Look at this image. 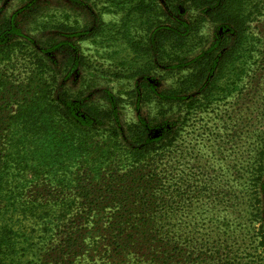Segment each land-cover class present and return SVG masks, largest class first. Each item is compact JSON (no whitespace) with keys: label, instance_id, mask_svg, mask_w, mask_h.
I'll list each match as a JSON object with an SVG mask.
<instances>
[{"label":"rangeland","instance_id":"obj_1","mask_svg":"<svg viewBox=\"0 0 264 264\" xmlns=\"http://www.w3.org/2000/svg\"><path fill=\"white\" fill-rule=\"evenodd\" d=\"M244 14L245 39L233 58L221 57L224 75L192 87L182 83L205 52L221 39L217 57L235 41L189 0H0V20L16 18L56 93L113 113L108 126L123 150L135 129L174 131L154 173L167 182L162 201L173 205L158 214L188 217L202 250L252 263L264 261V0H248ZM179 23L188 26L180 48L159 36ZM51 39L55 48H47ZM120 190L128 202L143 197L135 185Z\"/></svg>","mask_w":264,"mask_h":264},{"label":"trees","instance_id":"obj_2","mask_svg":"<svg viewBox=\"0 0 264 264\" xmlns=\"http://www.w3.org/2000/svg\"><path fill=\"white\" fill-rule=\"evenodd\" d=\"M189 1L235 41L215 57L219 39L201 58L199 72L182 83L199 87L205 77H213L211 83L220 79L225 69L221 57L228 53L233 58L242 46L248 0ZM187 31L179 23L159 36L169 35L180 48ZM21 38L16 18L3 17L0 264H264L261 256L244 263L221 249L208 253L191 239L188 217L158 214L159 206L173 205L162 201L167 182L154 173L169 152L174 131L135 129L123 150L119 131L109 128L113 113L66 90L56 93L44 62L32 63L33 54ZM55 42L48 41L47 48H55ZM167 91L164 99L177 93ZM124 184L141 187L143 197L128 202L121 196ZM95 257L108 261L98 263Z\"/></svg>","mask_w":264,"mask_h":264}]
</instances>
